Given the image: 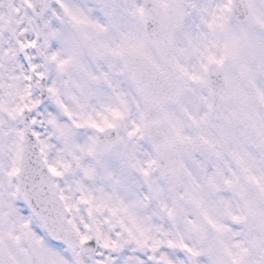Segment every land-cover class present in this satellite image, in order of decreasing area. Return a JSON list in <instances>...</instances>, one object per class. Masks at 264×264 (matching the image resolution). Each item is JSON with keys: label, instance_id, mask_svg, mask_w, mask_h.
I'll return each instance as SVG.
<instances>
[{"label": "snow or ice", "instance_id": "obj_1", "mask_svg": "<svg viewBox=\"0 0 264 264\" xmlns=\"http://www.w3.org/2000/svg\"><path fill=\"white\" fill-rule=\"evenodd\" d=\"M0 264H264V0H0Z\"/></svg>", "mask_w": 264, "mask_h": 264}]
</instances>
